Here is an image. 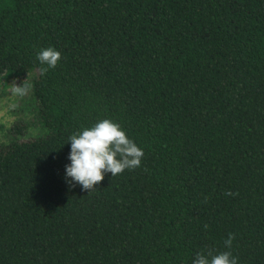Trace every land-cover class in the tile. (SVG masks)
Returning <instances> with one entry per match:
<instances>
[{"label":"trees","instance_id":"1","mask_svg":"<svg viewBox=\"0 0 264 264\" xmlns=\"http://www.w3.org/2000/svg\"><path fill=\"white\" fill-rule=\"evenodd\" d=\"M38 71L43 132L0 142V264H264V0H0V77ZM103 119L144 156L87 193L68 139Z\"/></svg>","mask_w":264,"mask_h":264},{"label":"clouds","instance_id":"2","mask_svg":"<svg viewBox=\"0 0 264 264\" xmlns=\"http://www.w3.org/2000/svg\"><path fill=\"white\" fill-rule=\"evenodd\" d=\"M61 58V52L53 47L37 53L40 64L47 66L41 69L42 73L57 67ZM25 81L22 85L14 83L11 88L14 96L23 97L28 94L31 86ZM68 141L71 142L68 157L71 163L65 166V178L70 187L79 184L87 193L94 190L106 174L111 173L113 177L126 169L139 167L144 156L143 149L127 136L121 125L110 119H103L90 128L74 132ZM225 195L235 194L226 192ZM234 238L235 234L230 233L224 242L227 248H231ZM192 264H238V258L231 251L214 254L208 250L207 254L197 253Z\"/></svg>","mask_w":264,"mask_h":264},{"label":"rangeland","instance_id":"3","mask_svg":"<svg viewBox=\"0 0 264 264\" xmlns=\"http://www.w3.org/2000/svg\"><path fill=\"white\" fill-rule=\"evenodd\" d=\"M39 71L22 77L3 75L0 77V142H8L11 137V128L17 124L26 125L27 122L36 125L28 126L21 138L31 139L43 132L38 124V112L32 99V81L38 76ZM26 80V81H25ZM29 84L30 91L27 95L14 96L11 88L14 83L22 85Z\"/></svg>","mask_w":264,"mask_h":264}]
</instances>
